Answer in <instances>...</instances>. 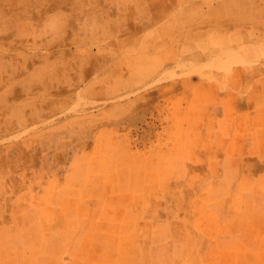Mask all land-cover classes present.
Segmentation results:
<instances>
[{
  "label": "rangeland",
  "instance_id": "374dc122",
  "mask_svg": "<svg viewBox=\"0 0 264 264\" xmlns=\"http://www.w3.org/2000/svg\"><path fill=\"white\" fill-rule=\"evenodd\" d=\"M0 264H264V0H0Z\"/></svg>",
  "mask_w": 264,
  "mask_h": 264
}]
</instances>
